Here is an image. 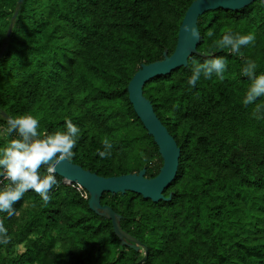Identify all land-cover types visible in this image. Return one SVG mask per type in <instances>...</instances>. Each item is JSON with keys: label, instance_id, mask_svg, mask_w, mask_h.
Listing matches in <instances>:
<instances>
[{"label": "trees", "instance_id": "16d2710c", "mask_svg": "<svg viewBox=\"0 0 264 264\" xmlns=\"http://www.w3.org/2000/svg\"><path fill=\"white\" fill-rule=\"evenodd\" d=\"M17 1L0 0V48L6 43L0 59V127L7 128L1 112L34 116L41 136L66 131L71 120L80 132L70 163L104 178L143 168L147 178L155 177L162 160L126 89L141 65L161 61L164 50L173 53L194 0H24L18 9ZM198 30L197 51L205 57L192 56L187 68L143 88L180 149L177 176L163 194L171 193V200L154 204L132 193H105L101 204L146 247L142 264H264V96L243 104L252 81L242 73L251 60L256 75L264 74V4L208 12L198 19ZM228 33H251L255 41L238 54L215 47ZM216 57L226 60L224 79L202 75L189 85L193 61ZM105 138L113 149L101 158ZM49 195L45 204L37 193L26 192L13 205L15 215L0 212L11 237L0 244V264H138L142 259V249L121 247L111 223L92 213L73 189L60 186Z\"/></svg>", "mask_w": 264, "mask_h": 264}, {"label": "water", "instance_id": "95a60500", "mask_svg": "<svg viewBox=\"0 0 264 264\" xmlns=\"http://www.w3.org/2000/svg\"><path fill=\"white\" fill-rule=\"evenodd\" d=\"M23 2L24 0L17 1V9ZM255 2L264 4V0H194L187 8L179 26L173 53L168 55V51L164 50L161 61L141 65L129 81L126 89L128 101L146 134L152 138L162 160V166L155 177L147 178L145 168L138 173L104 178L88 170H83L80 166L69 161H63L57 165L56 175L80 186L87 193L88 209L98 217L105 218L111 223L113 233L119 240L121 247L132 249L135 252L142 249L144 255L138 264H142L147 257L146 247L122 230L119 224L121 217L109 206L102 205L101 198L105 193L109 195L132 193L154 204L169 202L172 194L170 193L167 198L163 194L177 176L180 159V149L155 115L151 103L143 96V88L146 83L155 78L168 76L180 68H187L188 60L192 56L205 57L197 51L200 39L193 40L190 33L184 30L185 26L198 29V19L208 12L217 10L237 12ZM17 13L16 10L11 18L12 22L16 19ZM11 30L12 23L7 30V38H9ZM5 49L6 43H3L0 48V59ZM1 116L6 122L10 118L4 113H1Z\"/></svg>", "mask_w": 264, "mask_h": 264}, {"label": "clouds", "instance_id": "9594fccd", "mask_svg": "<svg viewBox=\"0 0 264 264\" xmlns=\"http://www.w3.org/2000/svg\"><path fill=\"white\" fill-rule=\"evenodd\" d=\"M193 40H199V31L194 27L185 26ZM214 35L212 30L206 34ZM255 36L228 33L219 40L214 41V46L219 49L228 48L233 54H238L242 46L253 44ZM257 64L254 61H247L242 69L244 76L251 79L252 83L248 88L243 104H253L258 97L264 96V74L256 75ZM226 60L223 57H216L205 60L203 63L193 61L192 75L188 84L195 86L197 81L203 77L211 79L213 74L220 80L224 79ZM257 105L256 112L260 110ZM255 115V112H254ZM39 122L32 115H20L10 117L7 120L6 134L15 133L17 138L11 139L7 146L0 149V175L10 183L0 190V212H6L9 217L15 215L13 205L21 200L23 195L33 190L46 204L50 200L49 192L57 184V165L63 161H70L76 147L80 129L66 120V131L56 132L50 135L41 136L38 132ZM103 151L98 150L101 158L110 157L113 144L105 138L102 141ZM46 167V174L41 175V168ZM11 237L0 220V244L7 245Z\"/></svg>", "mask_w": 264, "mask_h": 264}, {"label": "built area", "instance_id": "2783aa9c", "mask_svg": "<svg viewBox=\"0 0 264 264\" xmlns=\"http://www.w3.org/2000/svg\"><path fill=\"white\" fill-rule=\"evenodd\" d=\"M45 174H46V168H43V173L41 175H45ZM57 177L58 176L56 175V177H55L56 180H57ZM9 183H10V181L6 180L3 175H0V190H2ZM60 186L69 187V188L73 189L76 193H78L82 199H88L87 193L80 186H78L74 183H71V182H69L65 179H62V178H60V180H57V184L52 187L50 192H55ZM27 192L35 193L33 190H29Z\"/></svg>", "mask_w": 264, "mask_h": 264}, {"label": "rangeland", "instance_id": "374dc122", "mask_svg": "<svg viewBox=\"0 0 264 264\" xmlns=\"http://www.w3.org/2000/svg\"><path fill=\"white\" fill-rule=\"evenodd\" d=\"M5 130H6L5 128H1L0 127V142L3 141V143H5V146H7L8 142L10 141V139L12 138V136L9 135V134H6V131ZM28 205H27V207H28ZM58 251L61 252V249H58Z\"/></svg>", "mask_w": 264, "mask_h": 264}, {"label": "bare ground", "instance_id": "6f19581e", "mask_svg": "<svg viewBox=\"0 0 264 264\" xmlns=\"http://www.w3.org/2000/svg\"><path fill=\"white\" fill-rule=\"evenodd\" d=\"M15 21V20H14ZM2 113V112H1Z\"/></svg>", "mask_w": 264, "mask_h": 264}]
</instances>
